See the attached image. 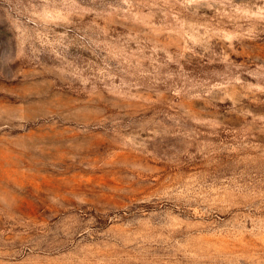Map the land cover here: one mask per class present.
I'll list each match as a JSON object with an SVG mask.
<instances>
[{
    "label": "rangeland",
    "instance_id": "1",
    "mask_svg": "<svg viewBox=\"0 0 264 264\" xmlns=\"http://www.w3.org/2000/svg\"><path fill=\"white\" fill-rule=\"evenodd\" d=\"M0 264H264V0H0Z\"/></svg>",
    "mask_w": 264,
    "mask_h": 264
}]
</instances>
